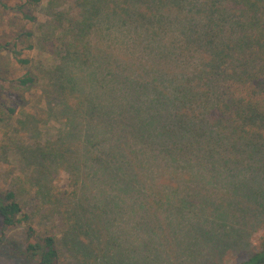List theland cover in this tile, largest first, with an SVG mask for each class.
<instances>
[{
  "label": "trees",
  "instance_id": "trees-1",
  "mask_svg": "<svg viewBox=\"0 0 264 264\" xmlns=\"http://www.w3.org/2000/svg\"><path fill=\"white\" fill-rule=\"evenodd\" d=\"M64 1H46L50 21L25 49L47 58L16 81L39 89L43 115L17 146L23 172L0 182V229L25 226L20 264H170L163 225L179 220L191 245H222L225 225H214L225 217L261 220L264 0ZM10 52L31 65L16 43ZM131 195L162 208L144 261L121 253L113 226ZM35 214L51 223L36 242ZM236 264H264V235Z\"/></svg>",
  "mask_w": 264,
  "mask_h": 264
},
{
  "label": "rangeland",
  "instance_id": "rangeland-1",
  "mask_svg": "<svg viewBox=\"0 0 264 264\" xmlns=\"http://www.w3.org/2000/svg\"><path fill=\"white\" fill-rule=\"evenodd\" d=\"M26 1L0 0V182H3L6 186L10 183L12 177L24 170L20 161V154L17 152V146L24 145L23 141L28 135V131H33L31 122H38L43 117L36 103L39 89L29 88L27 90L16 81L28 71L34 74V68L41 58H47L45 55L43 57L39 56L36 46L32 50L25 49V46L29 42L36 43L39 36V25L42 24V21L44 23L50 21L51 11L46 7L47 0H42L41 3L36 5L28 4ZM2 4L9 7L14 5H22L23 7L18 12L4 8ZM64 4L68 5L69 0L64 1ZM23 13L33 16L35 21L25 19ZM29 31L34 33L32 38L27 40L26 37H20V35ZM17 36L19 37L17 38ZM13 43L17 44L21 58L32 60L31 65L24 66L15 61L10 52ZM9 109L14 111L11 113L8 111ZM50 127L53 129L52 126ZM148 162L150 163V158ZM140 169L143 170L142 166ZM165 176H167V173L162 176L161 169L160 173L157 174V177H161L159 183L163 182ZM66 177L67 174L62 171L53 179V182L63 187L66 184ZM159 183L157 186L160 187ZM214 187L220 189L221 192L245 195L251 202L250 204L253 203L249 194L235 192L234 190H238L234 186H231L234 190L228 186ZM3 189L4 186L0 184V190ZM92 194H96V190ZM120 197L125 198L122 194H120ZM131 197L133 199L126 198L124 203H119L123 212L120 213L113 226L116 230V240L123 244L121 253L132 258L134 256L139 257L140 261H144L141 257L147 258L149 256L152 258L154 256V252L150 251L149 253L147 249L150 248V245L147 244V237L149 236L147 231L149 229L155 231L156 227H161L162 208L159 206L157 209L152 208L147 202L145 206L144 204H142L143 206L138 205L134 201V196L131 195ZM106 209L112 210L110 204ZM247 217V219H242L244 221H239L240 218L225 217L220 227L217 224L214 225L219 231L225 225L221 233L222 245L205 244L204 242L191 245L184 239L187 236L182 235V229L177 226L179 220L174 224L163 225L161 232H166L167 248L165 252L168 254L170 264H236L246 259L254 251H257L259 239L264 235V217L259 221L255 215ZM180 221L182 225H185L184 220L180 219ZM29 223L34 229L32 239L34 242L50 233L51 223H46L43 218L41 219L36 214L33 215ZM176 232H181L179 247L172 240L173 234ZM24 246L25 226L18 225L4 230L0 229V264H20L18 256H20ZM171 258L173 261H171Z\"/></svg>",
  "mask_w": 264,
  "mask_h": 264
}]
</instances>
